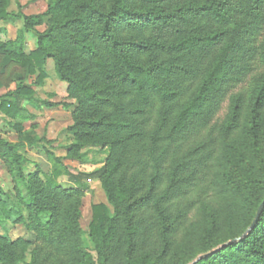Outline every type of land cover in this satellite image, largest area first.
Returning a JSON list of instances; mask_svg holds the SVG:
<instances>
[{
  "label": "trees",
  "instance_id": "16d2710c",
  "mask_svg": "<svg viewBox=\"0 0 264 264\" xmlns=\"http://www.w3.org/2000/svg\"><path fill=\"white\" fill-rule=\"evenodd\" d=\"M8 5L0 0V22L18 17L23 26L0 42V76L18 65L41 85L51 60L74 101L67 157L100 148L106 158L72 173L45 149L50 172L25 173L19 150L42 140L34 123L24 131L34 117L23 103L34 92L16 76L0 99L18 135L0 139L13 184L0 190V227L34 232L53 264H191L200 255L195 264H264V204L255 218L264 200V0H50L28 16H13ZM243 80L218 141H208L221 94ZM60 176L71 186L61 187ZM86 180L99 181L113 213L92 205L84 232ZM193 209L197 220L178 239ZM29 247L0 234V264H39L38 254L26 262Z\"/></svg>",
  "mask_w": 264,
  "mask_h": 264
},
{
  "label": "rangeland",
  "instance_id": "374dc122",
  "mask_svg": "<svg viewBox=\"0 0 264 264\" xmlns=\"http://www.w3.org/2000/svg\"><path fill=\"white\" fill-rule=\"evenodd\" d=\"M50 0H9L7 12L13 16L18 15H36L45 12L47 4ZM23 22L20 18L15 17L10 22H0V42L14 40L18 31L22 29ZM42 27L36 28L38 31L43 30ZM264 32V30H263ZM262 32V33H263ZM25 43L27 50L33 49L35 46V36L33 33L25 34ZM45 71L47 77L41 85H34L36 76H28L23 68L18 65H9L5 68L3 76H0L2 87L0 88V99L9 91H13L20 79L25 86H28L33 92V97L29 103L24 102L23 107L33 116V122L30 118L22 123L24 131L31 130V124H35L34 133L40 140L37 148L23 147L19 153L24 157L25 173L34 171L36 167L43 173H48L51 170V164L47 161L44 150L53 152L58 157H61L62 164L65 165L72 173L91 172L101 167L106 158V151L100 148H87L81 151L80 158H68L67 148L72 142V134L68 128L72 125L71 113L74 107V101L67 97V84L57 79L54 70L53 62L46 61ZM261 73L260 68L248 74L254 76ZM17 76V77H16ZM245 85V80L238 83L234 87H229L221 94L220 107L216 115L213 117L204 134L209 138L208 141L214 140L217 142V128L227 114L229 107V99L232 94L238 92ZM45 103L58 104L54 107H47ZM66 104L67 106H64ZM14 120L5 117L0 113V139L15 143L18 141V135L12 128ZM61 187L71 186L65 176H60L56 179ZM87 189L81 200V218L80 226L84 232H87L88 225L91 219V206L95 204H106L110 214L113 213V208L108 205L101 185L97 180H86ZM13 187L11 177L7 171L5 163L0 159V190L4 192L11 191ZM201 192L193 193L196 198ZM210 195V191L208 193ZM196 210L193 209L188 215L187 223L179 230L178 239L185 234L184 228L197 220L195 215ZM185 226V227H184ZM184 227V228H183ZM6 233L11 239L23 238L30 242V247L26 253V262H29L35 254L39 264H53V260L46 248L42 249L40 242L37 240L34 232L29 231L25 226L6 223L4 228L0 227V234ZM86 242L87 237L85 236ZM89 245V244H88ZM89 247H91L89 245ZM39 248L42 251H39ZM94 254V253H93Z\"/></svg>",
  "mask_w": 264,
  "mask_h": 264
},
{
  "label": "water",
  "instance_id": "95a60500",
  "mask_svg": "<svg viewBox=\"0 0 264 264\" xmlns=\"http://www.w3.org/2000/svg\"><path fill=\"white\" fill-rule=\"evenodd\" d=\"M263 204H264V200H263V202L260 204V206H259V208H258V211H257V213H256L255 218L259 215L260 210H261ZM250 229H251V226H250V228H248V229L246 230L245 233H248V232L250 231ZM232 241L234 242L235 240H232ZM232 241H231V242H232ZM225 245H226V244L222 245V247H224ZM203 257H204V255H200V256H198V257H197V258H196L191 264H195L196 262H198L199 260H201Z\"/></svg>",
  "mask_w": 264,
  "mask_h": 264
},
{
  "label": "crops",
  "instance_id": "0c3cea01",
  "mask_svg": "<svg viewBox=\"0 0 264 264\" xmlns=\"http://www.w3.org/2000/svg\"><path fill=\"white\" fill-rule=\"evenodd\" d=\"M66 187H69V186H66Z\"/></svg>",
  "mask_w": 264,
  "mask_h": 264
}]
</instances>
